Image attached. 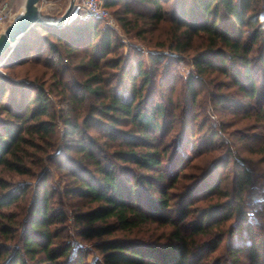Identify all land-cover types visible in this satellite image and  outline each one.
Instances as JSON below:
<instances>
[{
    "label": "trees",
    "instance_id": "16d2710c",
    "mask_svg": "<svg viewBox=\"0 0 264 264\" xmlns=\"http://www.w3.org/2000/svg\"><path fill=\"white\" fill-rule=\"evenodd\" d=\"M104 5L160 50L122 53L113 27L77 16L32 25L0 56V264H264V192L249 215L258 184L242 155L264 164V0ZM151 225L166 232L136 235Z\"/></svg>",
    "mask_w": 264,
    "mask_h": 264
},
{
    "label": "rangeland",
    "instance_id": "374dc122",
    "mask_svg": "<svg viewBox=\"0 0 264 264\" xmlns=\"http://www.w3.org/2000/svg\"><path fill=\"white\" fill-rule=\"evenodd\" d=\"M48 1L49 2H47V3H48V5L50 4V6H48L47 4H40L42 16H44L45 18L50 19V20H58L64 14V12L68 6L69 0H48ZM4 2H8L14 11H19L23 5L24 0H2L0 3H4ZM109 12H110L111 18L114 20V23H115L114 25H110V26L113 27L114 33L118 36L119 40L121 41V43L123 45L120 49L121 50L120 52L126 53L130 49V46L133 45L137 48H140L143 51V56L146 58V52L159 51L160 50V49H158L152 45H146L145 42H142V41L138 40L137 38L130 36L120 26V23L117 22L116 16L111 12V10ZM66 20H68V19H66ZM104 23H107V21L104 20ZM26 68L30 70V73H38V74L41 73V74H43L42 80H45V82H46L45 88H47L49 86L51 76H50L49 70L47 68H45L44 66H41V65H35V66L30 65V66H27ZM193 68H194V66H193L192 62L189 60L188 56H185V58L180 62L179 66H178L179 73L182 76H186L189 73V71H191ZM0 71L3 74H7V72L1 68H0ZM68 74H71V72L67 73V75ZM219 76L220 75H214L213 74V75H208V78H213V80H217V79L218 80L219 79L225 80V79L221 78V76L220 77ZM208 87L210 89L211 84H209L207 86V88ZM125 88L127 89V91H129V83H126ZM51 94H52L51 95L52 104H53L55 109H58L60 105L56 99V96L53 93H51ZM208 114L212 119L218 118V115L214 114V112L211 110L210 107L208 108ZM188 116H190V115H188ZM237 117L238 116H236L234 118L235 121H237V124H236L237 126H240L241 124H245L248 122L243 117L242 118H237ZM187 123H188V121L186 120V124ZM56 129H57L58 133H57V136L55 137L54 149L56 151H60L62 148L63 139H62V126H61L59 121H58ZM249 147L250 146L248 144L245 145L246 152H244L242 155L244 157L251 158V162L248 161V165L251 167L254 175L257 176V184L258 185H257L256 189L254 190L255 192L251 196V201H252V198L254 196L258 195L261 188L264 187V164L263 163H256V159H257L258 155L254 154L252 151L247 149ZM241 149L245 151V149H243V148H241ZM198 160L201 161V158ZM44 164H45V161H44ZM45 166H48V165L45 164ZM51 174L53 176V179L55 180L54 181L55 186H56L57 191H58V193L56 194V202H57L58 206H62V207L66 208V199L64 198V195L62 193L63 189H64V185H63L64 182L59 181V175L55 169L51 170ZM262 197H263V193L261 195V198ZM13 209H14V206L11 207L9 210H13ZM250 210H252V209H249V211ZM249 211H248V214H249ZM68 215H69V217H68V230L70 232L69 234L71 235L70 237H71L72 242L74 244H79V245L87 248L89 250V253L87 255V261L93 262L95 259L99 258L100 254H99L98 250L93 248L92 242L82 241L81 238L77 236V234L75 233L74 227L72 226V222H71L72 220H71L69 212H68ZM161 232H166V230H163V228L162 229L157 228L156 225H151L149 227H144V228L140 229V231H138L136 233V235H140V236H141V234L150 235L152 233L153 234L154 233L159 234ZM241 240H243V236H242V234H238V233H235V234H233L227 238V242H229L231 244H237Z\"/></svg>",
    "mask_w": 264,
    "mask_h": 264
},
{
    "label": "water",
    "instance_id": "95a60500",
    "mask_svg": "<svg viewBox=\"0 0 264 264\" xmlns=\"http://www.w3.org/2000/svg\"><path fill=\"white\" fill-rule=\"evenodd\" d=\"M75 0H69L64 14L58 20H50L41 14V0H24L13 21L0 32V56L32 25L60 26L67 19Z\"/></svg>",
    "mask_w": 264,
    "mask_h": 264
},
{
    "label": "built area",
    "instance_id": "2783aa9c",
    "mask_svg": "<svg viewBox=\"0 0 264 264\" xmlns=\"http://www.w3.org/2000/svg\"><path fill=\"white\" fill-rule=\"evenodd\" d=\"M48 0H41V4H48ZM105 0H75L71 11L67 17L68 21L75 19L77 16H91L106 20L109 25H114V20L110 16V12L104 5ZM18 11H14L8 2L0 3V32H2L14 19ZM264 187L261 188L258 195L252 198L254 207L249 211V215L253 213L255 206L259 203Z\"/></svg>",
    "mask_w": 264,
    "mask_h": 264
},
{
    "label": "crops",
    "instance_id": "0c3cea01",
    "mask_svg": "<svg viewBox=\"0 0 264 264\" xmlns=\"http://www.w3.org/2000/svg\"><path fill=\"white\" fill-rule=\"evenodd\" d=\"M47 5H48V4H47ZM47 5H46V6H47ZM48 6H50V4H49ZM49 11H50V10H49Z\"/></svg>",
    "mask_w": 264,
    "mask_h": 264
}]
</instances>
